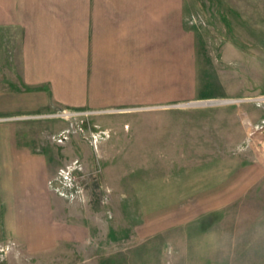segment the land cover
Instances as JSON below:
<instances>
[{"label": "rangeland", "instance_id": "rangeland-1", "mask_svg": "<svg viewBox=\"0 0 264 264\" xmlns=\"http://www.w3.org/2000/svg\"><path fill=\"white\" fill-rule=\"evenodd\" d=\"M13 4L67 23L46 48L85 80L0 115L31 153L0 187V264H264V0Z\"/></svg>", "mask_w": 264, "mask_h": 264}, {"label": "crops", "instance_id": "crops-1", "mask_svg": "<svg viewBox=\"0 0 264 264\" xmlns=\"http://www.w3.org/2000/svg\"><path fill=\"white\" fill-rule=\"evenodd\" d=\"M0 2L2 3L0 5L2 7V10L0 9V25L6 33L13 35L12 56L8 51L9 48L0 54V115L34 113L47 106L52 107L53 104L69 103L68 92L71 89L83 90L85 79L84 77H80V79L70 77L73 70H70L68 58L65 61H57L56 58L50 57L49 52L53 49L57 50L58 45L52 47L49 52L47 50L50 47L46 48L50 39L48 31L58 32L57 28L67 26V23L57 17L58 23L51 25V18L48 15H37L35 11L32 16H21L20 11L14 6L13 0H0ZM53 16L52 18H56V15ZM21 17L28 18L23 27L25 35L23 40L19 36L22 27ZM81 25L83 26L82 23ZM15 33L18 34L16 44ZM21 44H23V56ZM44 48L46 49L44 50ZM38 50L41 51L38 52ZM75 64L76 61L71 66L74 67ZM15 124V122L12 124L10 122L0 123V134L4 135V130L13 129ZM22 151L20 143L13 138L0 136V187L10 183L13 186L18 184L13 181L14 178L12 181H7L5 178L9 177V174H12L13 177H15L14 174H21L19 170L20 162L23 160L22 155L25 161L30 160L29 150Z\"/></svg>", "mask_w": 264, "mask_h": 264}, {"label": "water", "instance_id": "water-1", "mask_svg": "<svg viewBox=\"0 0 264 264\" xmlns=\"http://www.w3.org/2000/svg\"><path fill=\"white\" fill-rule=\"evenodd\" d=\"M218 102H220V101H218V100H211V101H206L204 103L212 104V103H218Z\"/></svg>", "mask_w": 264, "mask_h": 264}]
</instances>
